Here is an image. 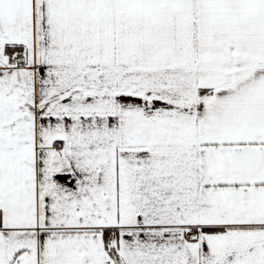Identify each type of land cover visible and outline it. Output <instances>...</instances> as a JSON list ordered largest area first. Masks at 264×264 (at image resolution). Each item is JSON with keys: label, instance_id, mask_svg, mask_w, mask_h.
<instances>
[{"label": "snow or ice", "instance_id": "obj_1", "mask_svg": "<svg viewBox=\"0 0 264 264\" xmlns=\"http://www.w3.org/2000/svg\"><path fill=\"white\" fill-rule=\"evenodd\" d=\"M0 264H264V0H0Z\"/></svg>", "mask_w": 264, "mask_h": 264}]
</instances>
